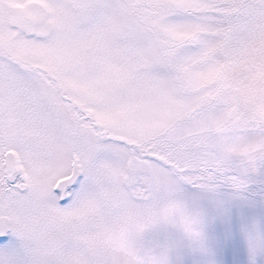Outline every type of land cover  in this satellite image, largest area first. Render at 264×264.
Returning <instances> with one entry per match:
<instances>
[{"label":"snow or ice","instance_id":"1","mask_svg":"<svg viewBox=\"0 0 264 264\" xmlns=\"http://www.w3.org/2000/svg\"><path fill=\"white\" fill-rule=\"evenodd\" d=\"M0 264H264V0H0Z\"/></svg>","mask_w":264,"mask_h":264}]
</instances>
